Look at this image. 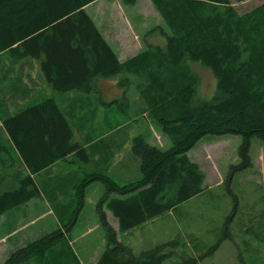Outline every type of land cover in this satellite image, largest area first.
I'll return each instance as SVG.
<instances>
[{"label": "trees", "instance_id": "16d2710c", "mask_svg": "<svg viewBox=\"0 0 264 264\" xmlns=\"http://www.w3.org/2000/svg\"><path fill=\"white\" fill-rule=\"evenodd\" d=\"M93 1L0 0V53L44 54L43 69L63 92L91 91L97 75L123 72L137 77L141 97L172 146L163 150L137 136L133 149L142 159V178L121 185L105 173L88 174L79 184L80 204L71 224L84 205L87 186L101 181L105 193L98 204L99 217L108 239L116 245L107 248L97 264H164L172 255L167 250L170 241L136 254L117 241L103 207L107 205L118 217L120 229L127 231L202 193L206 174L188 151L207 134L242 136L241 161L233 166L229 181L235 171L253 165L252 139L264 140V1L240 12L233 0H151L170 31L154 27L146 37L156 36L159 43L125 61L119 60L86 11L85 6ZM188 60L200 61L216 74L218 88L212 100L197 101L200 78ZM130 82L128 77L119 84ZM5 126L33 169L50 160V151L57 156L82 148L52 99L5 119ZM39 194L31 176L23 177L16 188L0 189V217ZM63 236L58 229L19 248L0 264H22L31 258L43 264L44 256Z\"/></svg>", "mask_w": 264, "mask_h": 264}, {"label": "crops", "instance_id": "0c3cea01", "mask_svg": "<svg viewBox=\"0 0 264 264\" xmlns=\"http://www.w3.org/2000/svg\"><path fill=\"white\" fill-rule=\"evenodd\" d=\"M105 1H108L109 5ZM149 1L150 8L145 6L142 0H137L136 3H125L121 0H95L85 6L86 11L118 54L120 61L135 56L150 44L159 43L156 36L146 37V34L154 27L163 25V22H158V18H156L157 22H153L150 18L153 12L148 13V9L155 12L156 10L151 0ZM44 59V54L20 57L10 51L0 53V189L16 188L23 177L31 176L40 190L37 197L18 205L26 206L18 216L20 221L18 227L0 231V263L5 262L13 252L31 242L29 241L30 233L26 232V229L35 220L51 218L52 223L43 231L48 234L63 226L62 220L65 216L74 213L72 216L75 217L73 206L77 198L74 190L85 178L84 176L102 172L121 185L141 179L142 159L133 149L134 139L137 136L144 137L149 144L163 150L172 146L171 138L163 132L159 122L152 117L150 109L137 91L136 76L129 74L128 76L123 72L114 75H97L92 80L94 89L91 91L72 89L63 92L55 88L48 79L43 69ZM128 77L131 80L130 83L119 84L120 80ZM133 87H136V95L131 97L130 92ZM48 99H52L62 117L68 119L75 132V140L82 143L83 150L81 148L80 151L78 149L57 156L50 151L47 155L51 157L50 160L42 167L33 169L11 131L5 126V119L16 117L22 112L26 113ZM117 99L120 100L118 103L106 104L108 101L113 102ZM132 107H134L133 112H128ZM93 114L97 117H93ZM98 119H100L99 122ZM93 124L102 125L103 135L94 137ZM145 132L146 135H144ZM202 139L203 137L199 141ZM192 150L193 148L188 151L189 157L197 162L206 174L203 152L200 154ZM223 180L224 178L219 179L216 184H223ZM207 185L206 174L204 187ZM67 188L73 190L70 195L64 193ZM104 193L105 185L101 181H93L87 186L84 207L79 210L76 219L80 218L88 205H93L90 223L86 229L75 231L72 228L70 233L65 234L69 237L68 243L73 258L70 259L63 248L58 251L57 264H65V257L70 260L68 264H97L104 251L116 245L108 239L106 229H100L102 223L98 204ZM114 196L127 197L112 194V197ZM59 208L61 216H59ZM17 209L18 207L5 212L0 217V221L5 222L9 213ZM103 209L109 224L115 230L117 241L124 244L126 236L139 235L141 229L147 230L160 219L168 217L174 210L171 209L133 229L122 231L119 219L114 212L107 205H104ZM54 222L57 223L55 227H53ZM89 236L91 239L85 240ZM77 243L80 245L77 246ZM151 247L133 246L132 248L134 252H142ZM217 249L213 253L214 258L218 252ZM241 261V264H245L244 259Z\"/></svg>", "mask_w": 264, "mask_h": 264}, {"label": "rangeland", "instance_id": "374dc122", "mask_svg": "<svg viewBox=\"0 0 264 264\" xmlns=\"http://www.w3.org/2000/svg\"><path fill=\"white\" fill-rule=\"evenodd\" d=\"M121 1L124 2V0ZM233 1L240 12H245L264 0ZM105 2L109 5L108 1ZM142 2L145 6L150 5L149 0H142ZM148 7L150 8V6ZM155 10L157 13L148 9V13L153 12L150 17L152 21L157 22L156 18H158V22H163L162 26L165 30L170 31L164 21H161L163 20L161 15H155L159 13L156 8ZM157 34L162 40L159 30ZM163 41L166 42V40ZM188 64L200 78L196 94L197 101L212 100L218 88L216 74L200 61L188 60ZM130 93L131 97L135 96L136 87H133ZM119 101L117 99V101L105 102L107 105H113ZM133 110L134 107L128 112L132 113ZM92 116L97 117L94 114ZM93 126L95 127V138L103 135L101 124H93ZM144 135H146V132ZM241 142L242 136L239 134L214 133L205 135L201 141L197 142L192 152L200 154L203 152V165L208 181L204 191L180 203L168 217L160 219L153 226L148 227L147 230L141 229L139 235L126 236L124 238L125 244L129 246L132 244L134 247L139 248L143 246L154 247L153 245L170 241L171 245L167 250H171L172 255L166 259L164 264H241L242 259H244L245 264H264V140L258 137L252 139L250 154L253 165L235 171L229 181L228 175L231 173L233 166L241 161L238 153ZM80 144L82 146V143ZM221 178H224V183L216 184ZM82 182L83 179L74 190L77 198V202H74V209H77L80 204L78 190L79 184ZM72 192L73 190L68 188L64 190L66 195H70ZM17 207L16 211L9 213L5 222L0 221V231L18 227L20 223L18 216L26 206ZM91 209H93V205H88L86 211L72 224L74 217L72 214L74 213L65 216L62 220L63 226H57L59 230L61 229L64 232L63 240L44 256L43 264H57L58 251L63 248L69 258H73L68 243L69 237L65 234L70 233L72 228L75 231L86 229L90 223ZM60 210L59 208L58 212ZM232 212H234V215L228 224V217L232 215ZM59 216H61V212ZM51 223V218L48 217L46 220L37 219L29 224L26 229V232L30 233L31 238H29V241L32 242L47 235L43 231ZM56 225L57 223L54 222L53 227ZM68 226L69 230H67ZM100 229L104 230L105 228L102 225ZM90 239L91 236L85 238V240ZM216 244L219 247L214 258L213 253L215 250L213 248ZM78 245L80 243H77ZM135 253L140 254L141 251ZM203 255L206 256L203 257ZM69 262L70 260L65 257L64 263L68 264ZM22 264H39V262L36 258H31Z\"/></svg>", "mask_w": 264, "mask_h": 264}]
</instances>
